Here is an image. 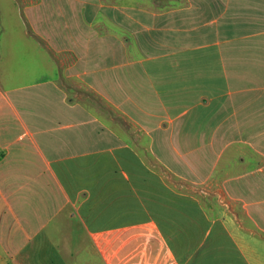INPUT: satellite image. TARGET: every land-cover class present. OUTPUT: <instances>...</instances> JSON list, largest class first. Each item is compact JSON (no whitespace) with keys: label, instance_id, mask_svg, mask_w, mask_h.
Segmentation results:
<instances>
[{"label":"crops","instance_id":"obj_1","mask_svg":"<svg viewBox=\"0 0 264 264\" xmlns=\"http://www.w3.org/2000/svg\"><path fill=\"white\" fill-rule=\"evenodd\" d=\"M167 261L264 264V0H0V264Z\"/></svg>","mask_w":264,"mask_h":264},{"label":"rangeland","instance_id":"obj_2","mask_svg":"<svg viewBox=\"0 0 264 264\" xmlns=\"http://www.w3.org/2000/svg\"><path fill=\"white\" fill-rule=\"evenodd\" d=\"M161 260H162V259H161ZM161 260H160V261H161ZM167 264H168V261H167Z\"/></svg>","mask_w":264,"mask_h":264}]
</instances>
